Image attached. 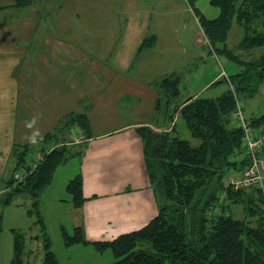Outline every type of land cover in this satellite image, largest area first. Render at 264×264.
I'll use <instances>...</instances> for the list:
<instances>
[{"label": "trees", "instance_id": "trees-1", "mask_svg": "<svg viewBox=\"0 0 264 264\" xmlns=\"http://www.w3.org/2000/svg\"><path fill=\"white\" fill-rule=\"evenodd\" d=\"M20 1L19 5L25 4ZM195 1L187 0L189 5ZM209 4L219 10L213 19L205 18L193 8L199 27L211 51L228 58L241 70L223 78L229 87L216 99L190 97L174 107L185 121L191 137L199 141L196 147L173 133L157 132L144 126L135 129L141 139L143 166L158 208L156 215L142 228L108 241L91 243L97 252L110 250L114 259L112 264H264L261 189L256 186L249 190L235 189L224 185L227 174L239 173L248 165L247 155L239 157L238 153L242 149V130L229 116L236 110V100L253 97L264 81V51L258 60L246 62L229 50L225 42L234 23L244 32L237 46L239 49L264 48V28L257 31L251 27L264 16V0H210ZM153 39L146 38L140 48L150 46ZM178 81V77L170 76L159 82L166 104L179 94ZM156 100L155 107L158 108L160 99ZM65 116L58 121L57 131L68 130L77 124L89 135L86 114ZM247 120L256 134L264 131V113ZM55 136L47 132L30 143L40 141L41 146L48 147L58 143ZM84 147L82 144L73 151L62 144L49 149L25 179L0 200V206H7L17 194L31 197L42 234L44 258L41 264L58 263L54 253L50 252V241L38 213L39 196L49 186L56 168L72 157L80 160ZM260 152L264 154V147ZM12 154L14 156L13 151ZM16 155L18 167L24 164L25 153ZM82 185L81 177L76 176L65 187L74 208H80L84 203ZM235 206L241 207L245 219L232 216L231 208ZM252 221L254 225H251ZM61 233L65 247L90 243L83 239L79 227L74 228L72 236L64 229ZM23 248L21 235L14 231V253L10 264L21 263Z\"/></svg>", "mask_w": 264, "mask_h": 264}, {"label": "rangeland", "instance_id": "rangeland-1", "mask_svg": "<svg viewBox=\"0 0 264 264\" xmlns=\"http://www.w3.org/2000/svg\"><path fill=\"white\" fill-rule=\"evenodd\" d=\"M2 1L7 2V0ZM79 1L78 5L81 7L79 11L65 12V14L55 11V15H49L52 16V18L51 22H48V15L45 13V4L43 0H36L37 10L41 12L38 16V19H40V28L37 37L41 36V32L49 28L53 36L62 39L68 37V39L72 40L74 37L83 35L88 39L90 45H104L107 48L112 44V41L117 40L120 36L121 48H117L116 53L114 52V54L107 56L94 55L91 56V60L94 61V63L99 61L100 64L108 68V78L110 77V80L116 78L111 77V73L114 71V73L138 80L146 86L148 85L149 89L151 88L158 92L159 95L157 99H160V106L158 109H155L152 114L151 118L153 122L161 119L160 117L165 113L163 117L166 124H164V126H170L173 119L174 133H176L180 139L187 140L189 144L194 147L199 145V141L191 137L185 121L174 110V107L180 106L184 100L193 95L201 99H216V97L220 96L229 87L223 78L237 74L241 70L239 65L230 61L228 58L211 51L210 45L199 27L198 18H195L193 13V8H196L205 18L213 19L219 13L218 8L210 6V0H197L191 5L188 4L187 0ZM19 2L21 3L20 0ZM251 27L253 30L257 31L263 29L264 16L257 22H254ZM230 28L225 42L226 47L233 51L236 56L238 55L241 60L246 62L258 60L264 48L260 47L248 50L239 49L237 46L244 35L243 29L234 23ZM150 34H154L156 38V41L152 42V47H139L134 51L138 41ZM128 43L132 44L130 45L132 48L127 47ZM126 48H129L128 54L125 53ZM131 50L132 53H130ZM127 63H129V65ZM22 66L24 74L25 72L31 73V71L28 70L30 69L28 64H22ZM67 69L72 72L74 71L73 68ZM13 73H15V69ZM15 74H19L18 71H16ZM170 76L178 77L179 81L177 88L179 89V94L170 98L171 101L166 104L164 91L158 88V85L161 80ZM103 77L101 83L97 76L93 81L91 91L94 92L95 97L98 91L102 90L100 87L108 82L105 75H103ZM29 82L31 83L32 81L29 80ZM45 82L48 88L59 84L57 80L49 81L47 79ZM98 83H100V86L97 85ZM15 84L16 83H14L12 88L16 86ZM205 84H207L206 87L204 86ZM89 86H91V82ZM18 87H20V83L17 84L16 88ZM79 91L81 90L79 89L78 92ZM11 92L13 91L11 90ZM72 93L73 92H71V94ZM23 97V95H9L14 163L17 159V153H25L24 164L21 163L20 166L16 167V163L15 165L12 161L9 163L6 168L8 177L10 171L14 172L13 170L15 167L16 168L14 174L11 172L9 180L6 181V191L0 194V200L1 198L4 199L3 197L6 195L5 193L7 191H11L15 186H18V183L25 179L27 173L37 164V160L42 158L43 154L47 153L49 149L63 144L73 149V151H76L78 150L77 148L85 144L89 138L88 134H86L82 128L78 127L77 124L71 125L68 130H61L59 132L57 131V122L53 126L54 128L48 131L56 135L55 138L58 140L57 144L43 147L40 141H38L40 145L38 143H25L24 138L28 141H34V139L28 137L29 135H26V132L27 134L32 133L34 128H32L31 124L25 125L24 106H22ZM56 98V101H61L65 96L62 97V95H57ZM144 101L146 105L148 100L144 98ZM240 102L245 118L248 119L263 115L264 81L253 97L241 100ZM43 103L46 105L45 101L42 102V104ZM49 104H51V101H49ZM130 105L131 104L126 103V101L122 104L124 112H126ZM61 109L62 106H58L56 112ZM73 114L74 113L71 112L66 116ZM145 117L147 119V115ZM61 118L59 120H61ZM262 153L263 152H260V157L264 160V154ZM91 155L90 152H88L85 158L87 161L83 158L79 160L78 157H72L62 163L54 171L49 186L45 188L39 196L37 206L38 213L41 219H43V227L50 241V252L54 253L58 264H112L114 262L110 250L97 252V250L93 248L91 243L95 241L87 239V232H85L84 228L86 224H82L80 217L78 216L80 224L75 225L74 221L77 216L75 217V213L70 216V210L72 209L70 204L71 197L65 191V187L68 182L76 176H80L82 180L83 172L86 171L87 173L91 166ZM113 156H116V162L113 163V165L120 166V164H122L124 167L125 162L120 163V159H123L120 151H117L112 157ZM140 157L141 159H137L131 156L132 168L130 169H132L133 175H138V177L135 178L136 181H129L126 188L116 193L129 197L130 194L133 193H139L141 195L143 192L151 191V196L149 197V194L145 193L149 199L147 202L148 205L146 204L147 207H144V212H142L141 216L138 215L139 220L136 221V226L138 227L122 231L125 226L122 225L120 227L119 224L118 227H116L120 233H130L131 231L142 228V226L152 219L157 212L158 202L156 201L155 194L152 191V186L147 176L146 180H148V186L142 184V180H137L141 176L146 175L141 151ZM94 159L95 162H97L96 156ZM120 177H125V175H121ZM123 183L124 182L115 184V188L118 189ZM231 210L234 218L240 220L245 219L243 210L240 206L232 207ZM36 212L31 197L24 193L17 194L13 197L8 206H0V264H10L13 259L14 231L21 235V240L24 244L20 257V264L42 263L44 248L40 226L37 223L38 219ZM85 219L88 224L86 216ZM251 225H254V221H252ZM131 226L133 227L134 225ZM75 227L81 228L85 241H90V243L86 245H79L84 246V249L78 246H76L74 250L64 247L61 230L64 229L68 236H72Z\"/></svg>", "mask_w": 264, "mask_h": 264}, {"label": "crops", "instance_id": "crops-1", "mask_svg": "<svg viewBox=\"0 0 264 264\" xmlns=\"http://www.w3.org/2000/svg\"><path fill=\"white\" fill-rule=\"evenodd\" d=\"M0 1V194L6 191L5 183L12 172L10 171L8 177L6 168L11 161L14 163L9 95H23L24 122L25 125L31 124L34 128L32 133L26 132V135L34 141L53 129L61 117L71 112L74 114L83 112L87 115L90 125L89 138L85 143L86 150L84 149L80 157L86 160L88 152L92 154L91 166L87 173L83 172L82 177V194L85 200L80 208L72 206L70 210V216L75 213V217L79 216L82 224H86L84 228L87 239L95 242L113 239L122 234L117 228L119 224L120 227L125 226L122 231L135 229L138 227L136 226L138 215L141 216L144 207L148 205L149 199L145 193L150 197L151 191L143 192L141 195L133 193L129 197L116 192L126 188L129 181H136L135 178L138 177L137 174L133 175L130 169L131 156L141 159L140 151L142 155L141 139L135 133L136 128L144 126L157 132L166 131L177 135L174 133L173 119L170 126H164L165 113L155 122L151 118L154 110L160 106L155 107L159 93L138 80L114 71L111 77L116 78L110 80L108 68L99 61L94 63L91 60V56L94 55L107 56L116 53L117 48H121L120 36L107 48L104 45H90L83 35L72 40L68 37L62 39L53 36L49 28L37 37L40 28L38 16L41 12L37 10L36 0H23L24 5H19V0ZM43 2L48 22H51L52 18L49 15H55V11L65 14L81 9L78 5L79 0H43ZM154 36L150 34L139 41L136 40L138 44L134 51L146 38L152 37L154 38L152 42H155ZM130 45L132 44L128 43L127 47L132 48ZM152 45L153 43L148 47ZM129 48H126L125 53L128 54ZM22 64H28L31 73L24 74ZM67 68H73L74 71ZM14 69L15 73L18 71L19 74L13 73ZM103 75L108 82L100 87L102 90L98 91L95 97L94 92L91 91L93 81L97 76L101 83ZM44 79L57 80L59 84L48 88ZM29 80L32 82L30 83ZM90 82L91 86H89ZM14 83L16 86L12 88ZM19 83L20 87L16 88ZM100 83L97 85L100 86ZM207 84L204 86L206 87ZM79 89L81 91L78 92ZM70 91L73 93L71 94ZM57 95L65 98L56 101ZM194 97L196 96L193 95L191 98ZM144 98L148 100L146 105ZM44 101L46 105L42 104ZM125 101L131 104L126 112L122 108ZM58 106H62V109L56 112ZM24 140L25 143L33 142L26 138ZM117 151L122 155L123 159H120V163L125 162L124 167L122 164L113 165L117 154L113 157L112 155ZM121 175L125 177H120ZM137 180H142V184L148 186L146 175ZM121 182L124 183L118 189L115 188V184ZM77 217L74 221L75 225L80 224ZM76 246L85 248L77 244L67 248L74 250Z\"/></svg>", "mask_w": 264, "mask_h": 264}, {"label": "built area", "instance_id": "built-area-1", "mask_svg": "<svg viewBox=\"0 0 264 264\" xmlns=\"http://www.w3.org/2000/svg\"><path fill=\"white\" fill-rule=\"evenodd\" d=\"M236 110L232 112L229 118L234 122L235 126L242 130L241 152L246 154L248 165L241 172H231L225 176L224 185L235 189H246L256 186L262 191L264 198V160L260 157L261 149L264 147V131L256 134L248 126V120L244 116L241 102L236 100Z\"/></svg>", "mask_w": 264, "mask_h": 264}]
</instances>
